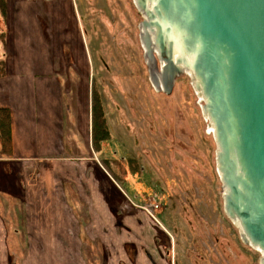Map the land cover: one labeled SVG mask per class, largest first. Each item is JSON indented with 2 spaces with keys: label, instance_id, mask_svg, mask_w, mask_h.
<instances>
[{
  "label": "rangeland",
  "instance_id": "374dc122",
  "mask_svg": "<svg viewBox=\"0 0 264 264\" xmlns=\"http://www.w3.org/2000/svg\"><path fill=\"white\" fill-rule=\"evenodd\" d=\"M18 1L28 13L37 3L52 11V33L56 40L51 45L48 39L47 44L48 49L51 45V49L57 50L52 56L51 50L47 52L42 44V48H35L34 54L45 60L51 55L52 60L63 52L59 50L61 44L68 62L82 58L93 61V81L98 83L95 103L97 98L101 99L111 110L116 136L104 145L103 154L95 156L91 147L85 146L71 148L66 155L98 159L95 162L100 174L107 173L105 170L114 173L126 182L125 185L116 181L126 192H111L108 182L99 175L98 188H93L92 197L83 192L80 205L83 220L142 219L148 222L149 229L150 225H157L162 230L157 235L160 238L157 260L168 259V264H261V252L243 242L241 228L225 213L224 188L217 170L218 147L212 124L203 112L205 100L196 90L193 78L190 74L179 77L169 96L156 91L151 84L140 40L143 17L135 1ZM60 3L64 7L58 25L53 12ZM3 30L6 24L0 14V33ZM36 39H41L39 34ZM2 41L0 37V57H8L10 50L7 42ZM28 49L29 46L19 49L18 54L23 51L30 58ZM62 70L69 71V67ZM76 81H72L75 88L80 86ZM72 83H66L68 92ZM68 102L77 106L75 111L79 109L77 100ZM81 122L87 128L84 134L89 133L88 120L82 118ZM99 133L101 138L103 134ZM77 150L81 153L74 154ZM9 151L8 146L0 157ZM109 159L116 161L110 165L106 162ZM0 200L5 204L2 210L5 218L15 221L22 218L24 212L20 208L15 209L2 195ZM116 239L118 248L122 240ZM148 246L153 247V243ZM0 264L15 263L9 258L0 259Z\"/></svg>",
  "mask_w": 264,
  "mask_h": 264
},
{
  "label": "crops",
  "instance_id": "0c3cea01",
  "mask_svg": "<svg viewBox=\"0 0 264 264\" xmlns=\"http://www.w3.org/2000/svg\"><path fill=\"white\" fill-rule=\"evenodd\" d=\"M9 2L4 32L10 54L2 55L5 73L0 79V108L10 111L13 156L0 159V195L15 209L20 208L24 217L16 221L5 218V204L0 200V259L12 258L15 264H168V259L157 260V235L162 234L157 225L149 229L142 219L83 220V192L92 197L99 175L111 192H126L116 181L126 182L114 173L105 170L107 173L100 174L95 162L98 159L66 155L71 148L85 146H90L95 156L103 154L104 145L116 136L111 110L104 105L109 137L98 145L93 133L92 97L98 87L93 81V61L82 58L68 62L61 44L59 50L63 52L51 60L57 50L51 49L56 40L52 11L37 3L28 13L18 0ZM63 7L60 3L53 12L58 25ZM42 44L47 52L51 50L49 59L34 54ZM27 46L30 58L23 51L18 54ZM67 66L69 71H63ZM73 79L79 87L73 86ZM67 82L72 83L69 92ZM69 99L77 100L78 110L70 106ZM80 116L88 120L89 133L84 134L87 128ZM77 152L81 153L77 150L74 154ZM114 161L106 160L110 165ZM116 238L120 239L117 242L122 240L118 248ZM150 242L153 247L148 246Z\"/></svg>",
  "mask_w": 264,
  "mask_h": 264
},
{
  "label": "water",
  "instance_id": "95a60500",
  "mask_svg": "<svg viewBox=\"0 0 264 264\" xmlns=\"http://www.w3.org/2000/svg\"><path fill=\"white\" fill-rule=\"evenodd\" d=\"M150 81L190 74L215 129L224 208L264 264V0H134Z\"/></svg>",
  "mask_w": 264,
  "mask_h": 264
},
{
  "label": "trees",
  "instance_id": "16d2710c",
  "mask_svg": "<svg viewBox=\"0 0 264 264\" xmlns=\"http://www.w3.org/2000/svg\"><path fill=\"white\" fill-rule=\"evenodd\" d=\"M0 4H3V6L0 5V14L2 17V20L6 23L7 18V11H8V1L7 0H0ZM5 33L4 30L1 31L0 37L5 41ZM3 56L0 57V79L5 73V67H4V61ZM95 93H98L97 91ZM97 98V97H96ZM93 133L96 139V143L98 145L102 142L107 140L109 137V132L107 131V124H106V117H105V111H104V105L102 104V101L97 98V102L95 103V97L93 95ZM99 128V131H98ZM102 132V137L100 138L99 132ZM99 138H97V136ZM12 131H11V115L10 111L8 109L0 108V152L3 153V150H6L8 146L10 147L9 153H6V155H3L0 157V159H6L9 158V155L13 154V144H12ZM102 138L104 140H102ZM6 140L9 141L10 145L6 142ZM6 146V147H5ZM97 147V145H96ZM6 156V157H5Z\"/></svg>",
  "mask_w": 264,
  "mask_h": 264
},
{
  "label": "bare ground",
  "instance_id": "6f19581e",
  "mask_svg": "<svg viewBox=\"0 0 264 264\" xmlns=\"http://www.w3.org/2000/svg\"><path fill=\"white\" fill-rule=\"evenodd\" d=\"M200 95H201V94H200ZM201 97L203 98L202 95H201ZM211 130H212V132L215 134V129H214L213 125H211ZM219 177H220V176H219ZM236 224L239 226L238 222H236Z\"/></svg>",
  "mask_w": 264,
  "mask_h": 264
}]
</instances>
